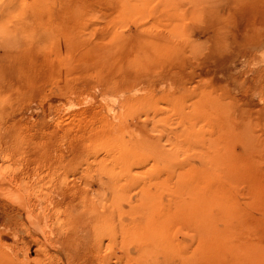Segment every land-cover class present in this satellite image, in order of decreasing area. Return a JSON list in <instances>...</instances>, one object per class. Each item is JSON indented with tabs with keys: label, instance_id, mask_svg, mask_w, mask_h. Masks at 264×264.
I'll return each instance as SVG.
<instances>
[{
	"label": "rangeland",
	"instance_id": "374dc122",
	"mask_svg": "<svg viewBox=\"0 0 264 264\" xmlns=\"http://www.w3.org/2000/svg\"><path fill=\"white\" fill-rule=\"evenodd\" d=\"M0 264H264V0H0Z\"/></svg>",
	"mask_w": 264,
	"mask_h": 264
}]
</instances>
